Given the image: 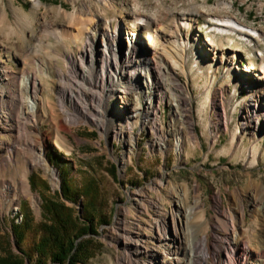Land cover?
<instances>
[{
	"label": "rangeland",
	"instance_id": "rangeland-1",
	"mask_svg": "<svg viewBox=\"0 0 264 264\" xmlns=\"http://www.w3.org/2000/svg\"><path fill=\"white\" fill-rule=\"evenodd\" d=\"M221 1L0 0L1 59L14 70H20L33 66L28 59L24 61L26 52L46 57L49 62L44 61L45 69H49L51 76L43 77V99L51 100L58 111L61 105L60 97L55 95L56 90L78 86L72 81L66 55L79 46L85 37L83 34L78 41L65 38L63 31L71 24L72 12L77 17L96 15L106 19L121 12L151 16L154 24L162 27V30L150 34L149 30L143 29L141 33L154 35L151 39L159 52L163 46L171 50L180 76L187 80L194 95L190 106L186 102L182 104L184 111L192 105V110L185 112L186 117L182 111L178 116L171 113V107L174 111L175 106L164 100V110L156 120V138L152 137L153 130L139 142L134 139L133 145L126 140L129 130L124 128V132L120 133L122 135L117 133L121 139V142H117L113 129L106 132L107 128L103 129L95 122L96 119H92L90 111L82 116V112L78 113L71 107L72 100L67 98L65 102L71 112L81 115L78 122L68 123L64 114L57 110L52 117L47 108L42 117L44 124L34 132L47 152L46 168L26 166L25 161L20 159L18 162L8 160L6 164L4 157L11 151L4 143L10 144L13 137L0 129V161H5L0 166V257L6 252L24 257L21 250L25 243L21 246L17 244L13 224H20L28 214V232L36 236V225L46 220L43 211L47 197L65 201L82 222L88 223L83 218L82 204L87 198L75 201L64 198L61 195L63 178L73 181L77 188L93 182L98 192L92 230L75 240L76 246L71 252V256L74 255L79 244L85 243L83 240H92L93 254L84 264H119L118 258L123 254L125 242L130 240L120 238V231H125V236L132 234L141 237L142 246L151 244L155 238V221L162 218L171 221L172 211L178 207L173 197V188L177 187L185 192L188 203L196 204L197 212L203 215L201 219L196 218L195 223L190 222L189 226L195 228L199 241L207 235L211 250L210 264H214L213 258L215 261L221 259L222 256L217 253L224 248L225 236L230 233V222L227 221L230 216H238L242 203L245 219L237 225L238 238L254 249L255 252L251 251L249 255L251 260H255L256 251L264 250V196L257 197L255 203L248 198L256 188H264V118L258 121L257 131L245 130L240 126L247 89L243 86L235 90L232 83L228 85L224 65L217 60L222 52L219 48L228 42L225 36L210 31L211 26L206 22L207 15L226 12L264 30V0H226L229 2L227 5ZM184 15L198 20L194 26H200L201 30H193L194 35L201 39L209 36L214 40L217 54L212 61V70L217 67L216 75L211 73V77H208L209 73H206L205 79L192 70L193 73L185 77V72H191V68L186 66L185 70V66H182V50L176 45L178 42L175 40L179 39L173 32L176 20ZM17 26L23 27L24 37L17 32ZM56 32L59 35H55ZM252 55H246L245 60L259 66L261 59ZM190 66L193 67L192 64ZM63 72L67 73L65 78L61 74ZM253 77L251 75L249 79L256 83ZM183 117L182 148L176 151L172 140L166 141V146H159L155 141L167 131L168 120L173 119L176 126H181ZM136 129L138 125H133L135 136ZM147 138L153 139L150 147L142 143ZM130 146L132 150L125 153V159L122 158V153L130 150ZM52 168L57 170L55 179L50 174ZM25 170L28 179L22 187L19 180ZM33 176L36 178L32 179ZM37 177L47 181L48 187L40 185ZM35 181L38 186L32 183ZM16 207L19 209L17 212ZM35 262V258H25L21 264ZM64 263L68 264L69 259ZM49 264L62 263L49 261Z\"/></svg>",
	"mask_w": 264,
	"mask_h": 264
},
{
	"label": "bare ground",
	"instance_id": "bare-ground-1",
	"mask_svg": "<svg viewBox=\"0 0 264 264\" xmlns=\"http://www.w3.org/2000/svg\"><path fill=\"white\" fill-rule=\"evenodd\" d=\"M220 3L229 4L226 0ZM121 13L125 16L123 12ZM101 19L96 15L77 17L73 12L71 13L69 21L71 24L63 31L65 38L78 41L83 34L90 32L92 25L93 27L86 45L76 55H70L67 60V65L71 67L72 81L76 86L78 85L77 88L60 87L62 91L55 89L56 97H60L59 111L64 114L68 123L78 122V116L81 115L74 114L67 107L65 100L69 98L72 100L71 107L74 110L78 113L82 112V116L90 111L93 115L92 119H96L95 122L103 129L107 128L106 132L113 129L114 137L117 133H123L125 129L129 130L126 140L127 143L132 144L134 139L139 142L155 130L152 135L154 139L156 138V120L164 110V100L166 103L172 102V106H175L174 111L171 107V113L178 116L182 111L186 117L185 112L192 110V105L184 111L182 104L186 102L190 106L189 103L194 99L191 88L187 80L180 76L179 67L171 50L163 47V50L159 52L153 42L141 37V28L150 32L162 30V27L158 26V28L154 24L151 16H148L149 22L143 26L134 23L129 25L128 19L121 17L98 23L97 20ZM206 19L207 24L212 26L210 31L215 34L221 32L228 42L227 45L219 48L222 52L220 57L218 54L217 59L220 65H224L228 85L232 83L235 90L243 86L247 89L248 96L242 108L240 126L245 130L257 131L258 121L264 118V57H260L263 64L256 67L253 78L257 82L253 83L249 79L250 75L244 72L248 68L238 67L236 63V60L241 58L239 52L242 48V43L236 37H248L247 39L255 45L258 42L254 39V34L252 36L244 32L248 29L247 25L231 13L214 12L207 15ZM196 21L198 20L184 15L176 20L173 25L176 29L173 32L179 36L189 33ZM22 28L17 26V32L24 37ZM55 35H59L58 32ZM258 36L261 38L260 32ZM186 42L187 40L181 38V43L185 45L184 52L187 50ZM192 42H195L201 50L200 53L193 46L189 52L193 56L195 70L204 78L208 73V77H211V73L216 75L217 67L212 70V61L217 54L214 40L209 36L203 39L195 36ZM192 42H189V45H192ZM258 50L262 52L261 48ZM208 58L212 60L209 61ZM26 59L30 63L33 62L32 67L14 70L0 57V129L13 137L10 144L4 143L11 154L4 157L6 162L0 161V166H3V162L8 164V160L18 162L20 159L25 161L26 166L46 168L47 152L34 132L44 124L42 117L45 109H50L52 117L57 110L51 100L43 99V77L51 75L49 69H45L46 57L26 52L24 61ZM183 60L186 59L182 57L180 61L183 62ZM189 73L187 72V75ZM61 74L64 78L67 76L66 72ZM42 101L44 103H41ZM184 117L183 122L181 119V126H176L173 119L168 120L167 131L165 130L155 142L159 146H166V141L172 140L176 151L180 150L183 145ZM133 125H138L136 136L132 132ZM153 139L147 138L142 143L150 147V141ZM120 140L117 135V142H121ZM131 150L132 146L130 150L126 149L122 153V158L125 159V153ZM254 156L256 160V154ZM50 174L55 179L57 170L52 168ZM27 179L25 170L19 180L22 187L27 184ZM173 194L178 207L172 211L171 221L163 218L155 221V238L151 244L142 246L140 245L141 237L132 234L125 236L126 232L120 231V238H124V241L126 238L130 240L125 242L123 254L118 258L119 264H210L211 250L207 235L199 241L195 228L189 226L190 222L195 223L196 218L201 219L203 215L197 212L196 204L188 203L187 196L181 188H173ZM263 196L264 188H256L248 198L255 203L257 197ZM15 210L17 212L18 207ZM244 219L245 208L242 203L238 216H230L227 221L230 222V228H228L230 233L228 232L225 236L224 248L218 250L217 254L222 256L221 259L215 261L213 258L214 264H264V250L256 251L255 260H251L249 255L254 249L242 238H238L237 225L244 222ZM140 256L148 259H142Z\"/></svg>",
	"mask_w": 264,
	"mask_h": 264
},
{
	"label": "trees",
	"instance_id": "trees-1",
	"mask_svg": "<svg viewBox=\"0 0 264 264\" xmlns=\"http://www.w3.org/2000/svg\"><path fill=\"white\" fill-rule=\"evenodd\" d=\"M114 170L115 168L113 169L115 175ZM35 178L32 177V179ZM37 179L40 180V185L48 187L47 181L40 177H37ZM32 183L38 186L36 181ZM81 192L83 193L82 197ZM61 193L64 198L71 201L87 198L82 204L84 208L83 218L88 223L82 222L74 214V209L67 205L65 201L45 197L46 203L43 216L46 220L40 221L36 225L38 233L36 236L28 232L30 226L28 214H25L26 216L20 224H13L17 244L21 246L22 243H25L24 249L21 250L24 257L6 252L5 255L0 257V264H21L25 258L28 260L35 258L36 264H49V261L66 264L64 262L67 259H69L68 264H84L92 256L94 243L90 239L83 240L82 242L85 243L79 244V249L74 252V255L71 256V252L76 246L75 240L92 230L91 224L93 222L92 217H95L97 189L94 187L93 182L77 188L73 181L63 178Z\"/></svg>",
	"mask_w": 264,
	"mask_h": 264
},
{
	"label": "water",
	"instance_id": "water-1",
	"mask_svg": "<svg viewBox=\"0 0 264 264\" xmlns=\"http://www.w3.org/2000/svg\"><path fill=\"white\" fill-rule=\"evenodd\" d=\"M122 48H123V46H122Z\"/></svg>",
	"mask_w": 264,
	"mask_h": 264
}]
</instances>
